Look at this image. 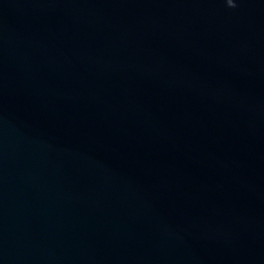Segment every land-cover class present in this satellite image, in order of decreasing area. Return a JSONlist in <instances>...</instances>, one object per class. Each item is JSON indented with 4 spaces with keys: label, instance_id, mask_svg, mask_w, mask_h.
I'll return each instance as SVG.
<instances>
[{
    "label": "water",
    "instance_id": "1",
    "mask_svg": "<svg viewBox=\"0 0 264 264\" xmlns=\"http://www.w3.org/2000/svg\"><path fill=\"white\" fill-rule=\"evenodd\" d=\"M0 0V264H264V0Z\"/></svg>",
    "mask_w": 264,
    "mask_h": 264
},
{
    "label": "clouds",
    "instance_id": "2",
    "mask_svg": "<svg viewBox=\"0 0 264 264\" xmlns=\"http://www.w3.org/2000/svg\"><path fill=\"white\" fill-rule=\"evenodd\" d=\"M228 6L229 7H236V5L233 3V0H228Z\"/></svg>",
    "mask_w": 264,
    "mask_h": 264
}]
</instances>
